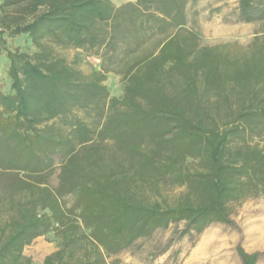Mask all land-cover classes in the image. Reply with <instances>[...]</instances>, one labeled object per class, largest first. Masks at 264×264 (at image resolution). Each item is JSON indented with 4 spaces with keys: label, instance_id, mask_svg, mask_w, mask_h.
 <instances>
[{
    "label": "trees",
    "instance_id": "1",
    "mask_svg": "<svg viewBox=\"0 0 264 264\" xmlns=\"http://www.w3.org/2000/svg\"><path fill=\"white\" fill-rule=\"evenodd\" d=\"M188 1L0 0V164L16 171L0 187V264H29L23 247L53 228L60 247L41 264H108L156 228L200 232L264 193V142L251 139L264 134V40L239 55L178 39ZM236 12L264 19V0H237ZM19 35L32 56L6 46ZM55 47L74 49L72 61ZM83 51L98 69L76 67ZM108 71L121 76L118 96ZM169 186L180 189L172 202Z\"/></svg>",
    "mask_w": 264,
    "mask_h": 264
},
{
    "label": "rangeland",
    "instance_id": "2",
    "mask_svg": "<svg viewBox=\"0 0 264 264\" xmlns=\"http://www.w3.org/2000/svg\"><path fill=\"white\" fill-rule=\"evenodd\" d=\"M135 0H111L115 5ZM237 0H190L185 6L187 24L173 31L178 39L195 40L198 46H219L221 50L239 55L247 51L253 42L264 40V19L250 22L238 21ZM172 33V34H173ZM158 36L150 40L146 47L156 45ZM6 46L11 50H20L33 55L35 47L26 35L7 37ZM55 50L67 60L72 61L74 49L55 47ZM8 58L5 51L0 53V87L8 90ZM100 58L97 54L83 51L76 67L85 73L98 69ZM120 74L108 71L103 83L109 94L122 92ZM259 144L264 142V134L252 136ZM59 162L48 178L49 184H58ZM0 170L5 176L0 187L8 191L16 171L4 163ZM165 196L168 202L180 189L169 186ZM70 201L69 199H67ZM229 221L211 222L200 232L191 229L183 233L185 221L173 222L167 227L156 228L149 235L135 240L129 247L105 258L108 264H244L239 249L256 254L254 264H264V193L247 195L228 204ZM61 237L55 228L36 236L25 245L22 257L29 264H41L45 255L60 247Z\"/></svg>",
    "mask_w": 264,
    "mask_h": 264
}]
</instances>
